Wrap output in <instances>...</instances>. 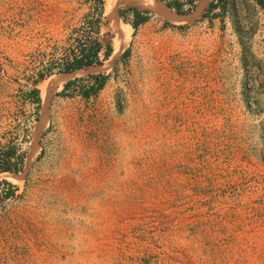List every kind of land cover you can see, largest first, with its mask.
Instances as JSON below:
<instances>
[{"label": "rangeland", "instance_id": "rangeland-1", "mask_svg": "<svg viewBox=\"0 0 264 264\" xmlns=\"http://www.w3.org/2000/svg\"><path fill=\"white\" fill-rule=\"evenodd\" d=\"M103 1L0 0V150L23 154L0 172V264H264L262 10ZM99 17L110 55L35 86Z\"/></svg>", "mask_w": 264, "mask_h": 264}, {"label": "trees", "instance_id": "trees-1", "mask_svg": "<svg viewBox=\"0 0 264 264\" xmlns=\"http://www.w3.org/2000/svg\"><path fill=\"white\" fill-rule=\"evenodd\" d=\"M163 1L168 7L174 9L179 14H187L193 12L198 6V0H160ZM254 1L262 10L264 14V0H252ZM100 3V12L103 13V0H98ZM229 0H212L208 7L205 9L204 17L208 16L209 13L215 11L217 8H221V13H226L229 5ZM132 13V18L129 23L134 27L135 30L138 27L147 22L150 18L148 10H140L135 7H129L121 10V15L127 12ZM219 16L221 14H214ZM100 17L96 18L93 22H87L83 25V32L78 36L71 38L73 42L70 43L68 47L64 49L61 57L56 58L52 63L49 64L45 69L38 73V78L35 80V86L42 81L45 77L54 73L55 68L59 72H71L83 67L101 63L103 58H107L111 53V45H107L104 48L102 41L99 39L100 33ZM88 24V25H87ZM86 28L93 31H86ZM93 33V34H91ZM105 49V50H104ZM128 50L124 52L126 55ZM104 53V57H102ZM90 86L88 90H93L94 92L101 89L108 75L106 74H91L89 76ZM77 80H71L66 85L65 88L70 87ZM30 94L33 96V100L39 106L41 103L40 90L35 87L31 89ZM23 162V154L18 153L16 147L12 146L8 149L0 150V172L10 171L19 172L21 169V164Z\"/></svg>", "mask_w": 264, "mask_h": 264}, {"label": "bare ground", "instance_id": "bare-ground-1", "mask_svg": "<svg viewBox=\"0 0 264 264\" xmlns=\"http://www.w3.org/2000/svg\"><path fill=\"white\" fill-rule=\"evenodd\" d=\"M108 7H109V10L112 9V11H110V12H113L112 2H111V4L108 5ZM177 16L183 17L181 15H177ZM113 24H114V32L116 34V37L114 39V44H113L114 45V52L118 53L122 49V47H123V45L125 43V40H127V38L129 37L130 30L125 28L119 22H115ZM103 66L104 65H100V66H98V68H102ZM56 82H58V79L47 81V82L43 83L42 87L45 90L49 89L50 87L54 86Z\"/></svg>", "mask_w": 264, "mask_h": 264}, {"label": "water", "instance_id": "water-1", "mask_svg": "<svg viewBox=\"0 0 264 264\" xmlns=\"http://www.w3.org/2000/svg\"><path fill=\"white\" fill-rule=\"evenodd\" d=\"M158 9H160V11H163V12L167 13V10L165 9V7L159 6ZM177 14H178V13H177ZM181 16H184V17H183V21H190V20H191V18L186 17L187 14H183V15H181Z\"/></svg>", "mask_w": 264, "mask_h": 264}]
</instances>
